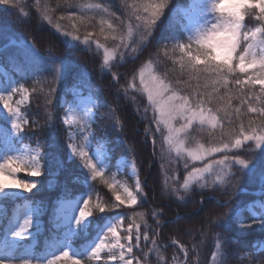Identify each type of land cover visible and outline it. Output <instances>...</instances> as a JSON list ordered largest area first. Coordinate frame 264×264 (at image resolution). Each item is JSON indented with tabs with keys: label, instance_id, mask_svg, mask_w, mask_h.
<instances>
[{
	"label": "trees",
	"instance_id": "trees-1",
	"mask_svg": "<svg viewBox=\"0 0 264 264\" xmlns=\"http://www.w3.org/2000/svg\"><path fill=\"white\" fill-rule=\"evenodd\" d=\"M18 2L23 11L11 5H0V68L9 74L15 87L27 90L28 101L21 108L27 123L23 125L25 132L21 134L20 143L39 150L44 157L41 165L45 174L36 178L40 181L36 189L6 204L0 235L9 220L16 217L18 209L28 203L39 208L36 218L40 225L37 226L38 229L33 228L31 238L25 240L28 243L34 241L33 256L36 263L53 245L62 240L73 248L74 254L87 255L90 251L89 243L105 221L118 215V219L126 216L127 223L134 220L140 225L141 232L145 231L147 225L150 236L153 232L156 233V245L142 240L141 247L145 255L138 249H133L137 257L141 261L147 259L148 264H250L251 256L246 251L235 252L228 243L224 228L229 224L239 227L242 223L251 224L253 219L264 218L261 210L254 206L264 196V185L259 179L260 172L264 170V152L257 150L258 156L254 161L256 172L241 177V190L231 196V209L222 206L223 201L229 200V196L225 195L228 186L216 181V177L207 178L204 187L198 183H190L189 189L185 191L182 185L189 172L194 167H204L212 159L222 158L223 153H217L203 162H191L186 158L171 156L164 149L158 133H155V145L152 143V133L156 126L144 116L143 105L148 103L146 95L134 93L129 88V95L124 96L122 91L132 81L133 75L138 84L139 70L149 61H152L156 75L167 72L169 79L175 80L179 74V63L174 65L173 62L179 61L181 54L178 50L173 52L172 46L177 41L187 42L188 37L181 31L183 21L172 14L177 8H186L189 0H168L165 14L154 29V38H149L150 43L146 41L136 53L124 60L117 58L112 61L116 66L111 69L103 67L102 49L96 51L93 45V51H86L84 45L70 37H64L61 33L71 31L73 21L59 20V17L70 14L79 17L82 10L88 16H95V29L91 26L87 29L80 27L79 35L83 39L85 31H99L101 16L112 20L109 14L97 15L88 11L86 6L105 4L110 12L125 21V26H121L119 20L113 21L119 38L121 30L126 32L127 23H135L134 18L132 21L127 19L130 6L135 0H127L128 9L124 7V0H78L76 7H67L63 0H39V7L37 0ZM45 6L54 20L61 24L59 32L43 20ZM75 22L79 25V20ZM100 39L106 46L113 43L110 39L104 41L103 36ZM165 44L168 48L162 49ZM50 49L63 52L64 61L70 66V70H66L60 61L55 65L51 63L48 58ZM158 51L159 55H156ZM164 51L168 52V56L164 55ZM174 66L176 72H172ZM113 71L119 73V83L113 79ZM195 83L192 81L193 85ZM52 87L55 91L49 97ZM71 89L90 95L96 102L94 121L83 126V133L75 134L78 149H82L97 164L100 176L95 180L85 166L86 158L82 159L79 155L69 157L70 129L63 122L64 106L61 100L71 97ZM118 89H121L119 93ZM258 89L259 86L257 92ZM133 95L136 96L135 100L131 98ZM49 99L51 103H48ZM232 103L237 106L239 101L234 99ZM113 112L114 116L110 115ZM147 115L149 118L153 115L151 108ZM244 123L247 125L246 118ZM0 124L7 125L3 120H0ZM238 124L239 121L237 126ZM146 129L149 131L146 132ZM205 129L201 130L199 125H193L185 136L186 147L196 148L203 144L207 148L209 132L213 130L208 127ZM214 131L218 136L219 126ZM85 134L87 139H84ZM100 144L108 152L103 166L92 155L93 149ZM232 152L238 153L241 158H247L244 149H233ZM120 157H126L135 164L137 176L143 184V195H138V202L134 206L122 205L112 211L99 212L95 207L97 204L107 209L109 205L116 203L109 184L120 185L116 180H122V175L115 173V163ZM238 167L233 166L231 171L235 172ZM24 176L22 173L18 175L20 178ZM169 185L178 189V192H171ZM77 197L89 199L93 209L90 222L79 226H61L62 218L57 213L59 203ZM249 205L252 206V211L249 210ZM225 212L229 213L228 217L219 222L216 218ZM153 213L159 217V227L156 225L157 216ZM209 220L214 224L218 223V227L209 228ZM127 223L122 224L124 229L127 228ZM235 240L243 245L256 244L264 240V229L252 224L248 231L237 232ZM82 264H95V261L89 262L84 258ZM133 264H136L135 260Z\"/></svg>",
	"mask_w": 264,
	"mask_h": 264
},
{
	"label": "snow or ice",
	"instance_id": "snow-or-ice-1",
	"mask_svg": "<svg viewBox=\"0 0 264 264\" xmlns=\"http://www.w3.org/2000/svg\"><path fill=\"white\" fill-rule=\"evenodd\" d=\"M63 2L67 7L78 6V0H63ZM0 5H11L14 8H21L23 11L18 0H0ZM37 6H40L39 0H37ZM124 7L125 9L129 8L127 0H124ZM130 7L127 19L132 21L134 18L135 23H127L126 32L121 30L119 38L117 27L113 21L119 20L121 26H125V21L110 12L109 8L102 3L86 6L88 11H93L97 15L107 13L112 17V20H108L101 16L98 32L85 31L83 39H81L80 27L96 28L95 16H88L86 11L82 10L79 17L74 14L59 17V20L73 21L72 30H66L61 34L84 45L86 51H93V45H95L96 51L103 49V67L111 69L116 66L112 64V61L117 58L124 60L129 55L136 53L146 41L150 43L149 38H154V29L165 14L168 0H135ZM206 13L202 26L197 30L195 36H189L187 42L177 41L172 46L173 52L178 50L181 54L180 60L173 62L174 65L179 63V74L174 81L169 79L167 72L156 75L152 68V61H149L139 70L138 84L136 76L133 75L132 81L128 86L123 87L122 91L124 96L129 95V88L134 93L146 94L148 103L143 105V112L145 118L156 125L152 133L154 145L156 143L155 133H160L162 136L164 134L161 125L167 129L166 142L170 148L175 147L177 154L185 144V139L181 138V134L186 136L194 123L198 122L201 130H206L205 126L213 130L209 132V146L205 148L203 144H200L195 149L188 150V155L194 160H204L205 157L222 152V158L212 159L204 167H194L188 177L184 179L182 187L185 191L189 189L190 183H198L204 187L207 181L205 174H215L218 181L228 186L225 195L229 196V200L223 201L222 206L231 209V196L241 190V177L256 172L254 161L258 156L257 150L264 152V0H207ZM42 18L48 24L53 25L58 32L60 31L61 24L54 20L46 6ZM76 20H79V25L75 22ZM101 36L104 41L110 39L113 42L112 45L106 46L101 42ZM193 42L195 47H193ZM31 47L35 49L34 46ZM167 48V44L162 46V49ZM156 55H159V51ZM164 55L168 56V52L164 51ZM48 58L53 65L60 61L66 70H70V66L64 61L62 51L58 53L50 49ZM56 70L58 72L59 68ZM172 72H176L175 66ZM185 76L187 79H183ZM112 77L119 83L118 72L113 71ZM192 81L196 82L195 85L192 84ZM257 86H259L258 92ZM201 88L202 91L199 90ZM26 91L22 87H13L11 84L0 89V102H2L4 112L11 119L12 130L17 135L25 132L22 123H18L17 120H21L23 123H27V121L20 115L19 107L12 106L13 95ZM54 91L55 88L52 87L48 94L49 97ZM117 91L119 93L121 89ZM131 98L135 100L136 96L133 95ZM23 99L26 100L27 96H24ZM234 99L239 101L237 106L232 103ZM15 103L18 105L21 101ZM48 103H51L50 99ZM149 108L153 112L150 118L147 115ZM110 115L114 116V112ZM245 118L247 125L244 123ZM181 121L180 127L174 126L173 122ZM237 121H239L238 126ZM67 122L65 120V123ZM218 126L220 132L217 136L214 130ZM69 139H71V132ZM245 145H247L246 148ZM233 149H244L247 158H241L238 153H233ZM71 150L74 155L78 154L82 159L86 158L85 166L90 170L93 180L100 176L97 164L92 162V158L87 153L82 150L77 152L74 145L71 146ZM230 153L232 154L230 155ZM43 158L39 153L27 158L6 156L3 163H0V193L9 189L23 192H32L33 189H36L40 183L38 179L31 181L18 179L17 174L26 172L29 177H41L45 174L41 165ZM235 165L239 167L233 172L231 169ZM185 168H187V163H185ZM133 169L135 170V164H133ZM259 179L264 185V170L260 172ZM215 182L213 181V183ZM120 187V185L109 184L116 203L109 205L107 209L97 204L95 207L99 212L112 211L122 205H136L138 195H143V184L139 178L135 181V192L128 187H123L121 192ZM169 188L171 192H178V189L172 188L171 185ZM228 214L225 212L216 219L219 222L224 221ZM92 215L93 209L90 207L89 199H83L80 202L78 214L70 221V224L79 226ZM153 215L157 216L156 213ZM124 223H127L126 216H122L109 227L85 256L74 254L70 248L65 247L59 255L46 261L37 260V264H82L84 258L89 262L95 261V264H133L134 260L136 264H148L147 259L141 261L133 249L136 248L142 255H145L141 242L143 240L156 245V233L153 232V235L150 236L147 225L145 231L141 232L140 225L133 220V222L127 223L124 235L121 236L118 228ZM252 224L264 229V218L253 219L251 224L242 223L239 227L229 224L224 228V235L235 252L246 251L251 256L250 264H264V240L246 245L235 240L237 232L248 231ZM34 225L33 218L28 216L23 220V223L5 230V245L3 253H0V264H5V260L16 248L17 241H24L32 236ZM156 225L160 226L158 216ZM208 227L216 228L218 223L214 224L209 220ZM36 228L38 229V227ZM9 239L11 240L10 244L8 243ZM173 243L176 242L173 241ZM152 250L149 249V251ZM102 253L105 256H102ZM9 264H12L11 260H9ZM21 264H33V260L32 258H23Z\"/></svg>",
	"mask_w": 264,
	"mask_h": 264
},
{
	"label": "rangeland",
	"instance_id": "rangeland-1",
	"mask_svg": "<svg viewBox=\"0 0 264 264\" xmlns=\"http://www.w3.org/2000/svg\"><path fill=\"white\" fill-rule=\"evenodd\" d=\"M206 7H207V0H189V5L186 8H177L173 12V16L180 17L183 21L181 23V31L184 32L186 37L195 36L197 30L202 26L203 20L206 17ZM103 51V49H102ZM147 65V64H145ZM144 65V66H145ZM143 66V67H144ZM139 81V76H138ZM11 84L13 87L15 85L12 83L11 78L8 73H6L2 68H0V89H3ZM146 95V94H145ZM24 96H27V92L20 93L17 92L13 95V107H19L20 115L23 117L21 112V108L27 104L28 99H23ZM70 98L69 99H62L61 104L64 106V113H63V122L64 125L70 129L71 132V139H69V157L72 158L78 154H73L71 150V146H76L77 152L81 151L82 149H78L77 145L75 144V134L76 133H83V126L88 125L89 123L94 121L95 117V108L96 102L90 95H83L81 92H75L73 89L70 90ZM147 98V96H146ZM16 101H21L18 105L15 103ZM152 112V109H151ZM153 113V112H152ZM24 119V118H23ZM0 120H3L7 125L0 124V163H3V160L6 156H19L21 158H27L30 155H35L37 153L40 154L39 150L35 147H30L28 145H23L20 143L21 134L17 135L11 128V119L6 112L3 110L2 102H0ZM65 120L68 122L65 123ZM18 123H22V127L25 123L21 120H17ZM175 127H180V123L173 122ZM193 125H199L198 122L194 123ZM156 126V125H155ZM208 127V126H205ZM163 129V136H161L162 142L164 144V149L168 152L171 156L177 158H186L191 162H203L208 160L211 157H205L204 160H194L191 156L188 155V150H192L195 148H187L184 144L183 148L181 149L180 153L177 154L175 147H169L168 143L166 142L165 137L167 136V129L161 125ZM209 128V127H208ZM69 132V133H70ZM181 138L185 139V134H181ZM84 139H87V135H84ZM88 144V143H87ZM92 155L97 160L98 164L103 166L106 159L108 158V152L106 148L100 144L93 149ZM25 174L23 178L18 177L19 173L17 174L18 179H25L31 181L33 177H29L26 172H20ZM115 173L117 175H122V180H116V183L120 184L121 192L123 191V187H128L130 190L135 192V181L138 178L136 169H133V163L126 157H120L117 159L115 163ZM207 178L216 177L215 174L209 175L205 174ZM216 181H218L215 178ZM207 182V181H206ZM27 192H23L21 190L9 189L5 190L3 193H0V227L2 226V221L4 217L5 207L6 204L15 200L16 198L22 197ZM82 202V197H77L74 200L60 202L57 208L58 217L62 218V222L60 223L61 226L70 225V221L74 219L75 215L78 214V208ZM129 206V205H125ZM134 206V205H130ZM255 207H258L261 210V213L264 215V196L261 200H258L254 203ZM249 210L252 211V206L249 205ZM39 215V208L36 206H31L30 204L26 203L21 208L18 209L16 217L9 220V222L4 227V232L9 227H14L18 224L23 223V220L28 216H31L35 222L33 228H36L40 225V221L36 218ZM89 217L85 220L82 224H87L90 222ZM118 215H116L113 219H107L103 226L99 229V231L94 236L93 240L89 243L88 249L91 248L99 241V239L106 233L107 229L111 227L118 221ZM36 226V227H35ZM33 230V229H32ZM118 231L121 233V236L124 235V228L122 225L118 228ZM4 232L0 235V253H3L4 245H5V236ZM31 238V237H30ZM114 242V241H113ZM124 242L123 240L121 241ZM8 243H11L9 239ZM33 247L34 241L31 243L24 241H17L16 248L11 252L10 256L5 260V264H9V260L12 261V264H21V259L23 258H32L33 264H37L34 260L33 256ZM65 247L70 248V250L74 253V250L71 246H69L65 241H60L57 245H53L50 251H47L43 254L41 260L46 261L47 259L52 258L55 255H58ZM102 256H105L102 253ZM181 264V263H180Z\"/></svg>",
	"mask_w": 264,
	"mask_h": 264
}]
</instances>
